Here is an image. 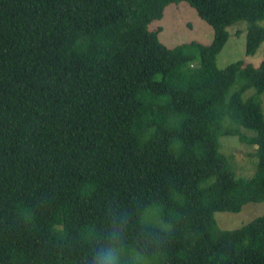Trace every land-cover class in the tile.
<instances>
[{
  "label": "trees",
  "instance_id": "obj_1",
  "mask_svg": "<svg viewBox=\"0 0 264 264\" xmlns=\"http://www.w3.org/2000/svg\"><path fill=\"white\" fill-rule=\"evenodd\" d=\"M183 2L210 44L149 29ZM238 22L253 56L264 0H0V264H264V214L215 219L264 202V61L217 66Z\"/></svg>",
  "mask_w": 264,
  "mask_h": 264
},
{
  "label": "rangeland",
  "instance_id": "obj_2",
  "mask_svg": "<svg viewBox=\"0 0 264 264\" xmlns=\"http://www.w3.org/2000/svg\"><path fill=\"white\" fill-rule=\"evenodd\" d=\"M159 32V40L167 48L197 42L208 45L212 42L213 28L202 20L196 10L188 3L171 4L166 7L163 18L153 21L149 29ZM229 39L222 52L217 56V66L225 69L232 63L244 61L255 67L264 61V42L253 56H246V22H238L227 28ZM253 93V90L248 94ZM264 113V94L261 96ZM264 115V114H263ZM246 135H251L248 131L241 129ZM222 150L227 155H233V164L238 177H250L255 170V147H250L241 143L237 137H224L221 141ZM264 214V202L248 203L240 213L218 212L215 219L222 230H233L242 227L255 218Z\"/></svg>",
  "mask_w": 264,
  "mask_h": 264
},
{
  "label": "clouds",
  "instance_id": "obj_3",
  "mask_svg": "<svg viewBox=\"0 0 264 264\" xmlns=\"http://www.w3.org/2000/svg\"><path fill=\"white\" fill-rule=\"evenodd\" d=\"M93 264H122L119 250L113 246L105 247L103 244L93 254Z\"/></svg>",
  "mask_w": 264,
  "mask_h": 264
}]
</instances>
